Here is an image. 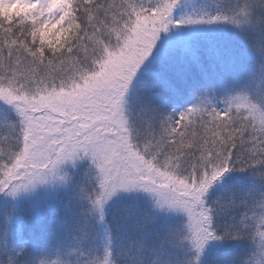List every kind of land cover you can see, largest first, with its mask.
Listing matches in <instances>:
<instances>
[{
  "label": "snow or ice",
  "instance_id": "1",
  "mask_svg": "<svg viewBox=\"0 0 264 264\" xmlns=\"http://www.w3.org/2000/svg\"><path fill=\"white\" fill-rule=\"evenodd\" d=\"M0 264H264V0H0Z\"/></svg>",
  "mask_w": 264,
  "mask_h": 264
}]
</instances>
